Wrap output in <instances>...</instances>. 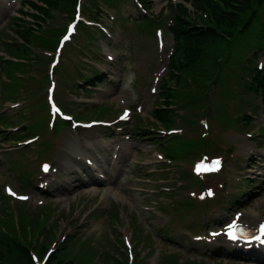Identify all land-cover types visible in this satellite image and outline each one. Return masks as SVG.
Segmentation results:
<instances>
[{"label":"rangeland","instance_id":"obj_1","mask_svg":"<svg viewBox=\"0 0 264 264\" xmlns=\"http://www.w3.org/2000/svg\"><path fill=\"white\" fill-rule=\"evenodd\" d=\"M76 4L11 0L0 11V264H29V258L32 264H264V255L229 251L223 241L210 247L197 230H222L237 215L248 227L264 222V96L253 91L264 67L259 23L239 35L247 15L233 16L237 0L220 3L221 24L209 6L191 0H80L77 34L55 62ZM177 17L229 30L191 53L192 62L176 49L167 66L169 25ZM155 31L162 33V50ZM94 66L110 79L89 88L84 83ZM53 85L62 112L77 121L109 118L117 128L76 132L64 121L67 126L51 130L62 124L46 100ZM124 107L131 109L127 122L120 119ZM116 141H130V163L104 171L106 183L81 179L80 170L90 171L77 148L91 158V148L109 145L110 153ZM213 159L219 161L214 172L198 171L199 160L207 165ZM41 181L49 185L40 188ZM6 187L28 199L5 194ZM178 218L197 228L186 231L200 233L198 247L189 243L197 235H166L162 227L154 234L163 219L184 230Z\"/></svg>","mask_w":264,"mask_h":264},{"label":"trees","instance_id":"obj_2","mask_svg":"<svg viewBox=\"0 0 264 264\" xmlns=\"http://www.w3.org/2000/svg\"><path fill=\"white\" fill-rule=\"evenodd\" d=\"M40 1L44 3L50 2V0ZM228 1L229 0H195L194 2L198 5L206 4L209 6V11L212 12L214 20L217 22V24H221L218 13L219 10H221L220 3L228 5ZM254 1H256L257 4H254ZM262 7H264V0H237V8L242 11L243 14H247L246 24H248L252 19L253 21L257 19L258 12L260 9H262ZM181 8L182 11L187 12L186 8L183 6H181ZM233 16L236 17L237 15L234 14ZM173 26V34L176 41L175 50L180 48L184 54H187L185 59L190 62L194 60L192 56H189L191 53L197 55L200 49L203 48V45L215 43L218 41V39L223 38L221 30H218L213 26H208L205 28L196 27L182 17H177ZM227 31L228 30H224V32L228 33ZM172 64H170V66ZM174 77L178 78L176 75H174ZM255 87L256 89H261L264 92V78L257 82ZM29 264L32 263L29 262Z\"/></svg>","mask_w":264,"mask_h":264},{"label":"snow or ice","instance_id":"obj_3","mask_svg":"<svg viewBox=\"0 0 264 264\" xmlns=\"http://www.w3.org/2000/svg\"><path fill=\"white\" fill-rule=\"evenodd\" d=\"M66 38H67V37H66ZM215 164H216V165H219V161L215 162ZM9 193L14 195V193H12L10 189H9ZM19 198H20V199H27L26 197H19ZM231 227H232V228H235V225H232ZM260 231H261V234H264V225H261V229H260ZM228 235H229V237H230L231 239H233V240L237 239L236 233H235L234 231H230V232L228 233Z\"/></svg>","mask_w":264,"mask_h":264},{"label":"bare ground","instance_id":"obj_4","mask_svg":"<svg viewBox=\"0 0 264 264\" xmlns=\"http://www.w3.org/2000/svg\"><path fill=\"white\" fill-rule=\"evenodd\" d=\"M8 5H9V4H8ZM7 7H8V6H7ZM101 145H102V144H101ZM238 146H240V145H238ZM73 158H74V157H73ZM80 159H81V158H80ZM103 161H104V160H103ZM56 165H58V164H56ZM60 165H61V164H60ZM104 165H105V164H104ZM68 166H69V165H68ZM58 167H59V166H58ZM66 167H67V166H66ZM66 167H65V168H66ZM66 169H67V168H66ZM76 170H77V169H76ZM71 173H72V172H71ZM95 188H96L95 186H92V187H91V189H95ZM229 215H230V214H229Z\"/></svg>","mask_w":264,"mask_h":264},{"label":"water","instance_id":"obj_5","mask_svg":"<svg viewBox=\"0 0 264 264\" xmlns=\"http://www.w3.org/2000/svg\"><path fill=\"white\" fill-rule=\"evenodd\" d=\"M211 166H214V163H211Z\"/></svg>","mask_w":264,"mask_h":264}]
</instances>
